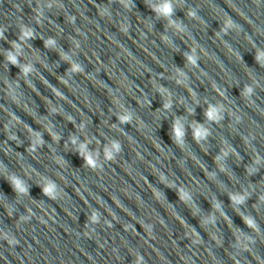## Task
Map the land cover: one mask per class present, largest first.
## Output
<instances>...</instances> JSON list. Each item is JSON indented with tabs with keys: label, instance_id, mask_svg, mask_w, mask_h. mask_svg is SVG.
Segmentation results:
<instances>
[{
	"label": "water",
	"instance_id": "95a60500",
	"mask_svg": "<svg viewBox=\"0 0 264 264\" xmlns=\"http://www.w3.org/2000/svg\"><path fill=\"white\" fill-rule=\"evenodd\" d=\"M162 2L0 0L5 36L0 39V264H135L137 254L145 264H264V204L258 203L264 193V0H173L171 19L182 22L185 32H177L153 11ZM48 3L53 7H45ZM38 5L43 8L40 24ZM189 9L198 20L187 16ZM228 19L234 27L225 34L221 29ZM22 28L34 29L35 39L21 41ZM50 37L56 45L45 48ZM13 41L21 44L20 63L32 64L66 100L56 98L35 73L28 79L36 91L27 86L21 69L6 60L7 52H15ZM193 47L199 69L186 60ZM64 54L83 66L84 75L68 72ZM181 71L198 103L176 83L184 79ZM57 77L68 80L69 87ZM8 85L19 105L6 94ZM213 85L223 91L225 107L242 120L236 123L226 114L221 125H208L212 136L201 146L193 140L191 124H204L207 105L221 102ZM246 85L254 88L251 102L241 95ZM161 87L171 93L170 111L163 109ZM188 109L194 112L189 115ZM9 113L22 123H8ZM123 114L131 115V123L119 122ZM178 117L185 128L183 150L173 138ZM26 127L44 140L32 153L27 149L35 137ZM46 127L59 135V142ZM249 134L255 139L246 148L241 137ZM12 135L18 139H9ZM72 136L78 138L76 145ZM85 140L89 151L100 153L102 172L90 170L80 156L78 145ZM113 140L120 142L121 151L109 162L104 148ZM221 140L241 157L229 155L222 161L227 174L214 162ZM253 151L261 164L249 175ZM193 158L217 172L215 182L203 179ZM12 176L27 187V195L13 189ZM49 184H54L55 199L43 193ZM181 187L192 197L188 206L175 196ZM243 189L252 195L240 211L256 219L259 234L233 211L228 198V192ZM213 198L222 202L231 227L222 219L216 227H201ZM93 210L102 214L101 222L88 225ZM105 220L113 226L108 228ZM193 229L200 244H193ZM5 236L18 243L9 245ZM238 238L251 251L237 247Z\"/></svg>",
	"mask_w": 264,
	"mask_h": 264
},
{
	"label": "clouds",
	"instance_id": "9594fccd",
	"mask_svg": "<svg viewBox=\"0 0 264 264\" xmlns=\"http://www.w3.org/2000/svg\"><path fill=\"white\" fill-rule=\"evenodd\" d=\"M120 2L124 3V0H120ZM57 6L62 7V5H57ZM45 7L50 9L53 7V5L52 3H48L45 5ZM152 9L154 12H156L158 16H162L168 19L169 26L175 28L177 32L186 31V26H184L182 22H178V21L171 19L175 11L173 0H163L161 4L153 5ZM35 12H36V22L37 24H40L43 18V8L38 5L37 8L35 9ZM187 16L190 19H194V20L199 19L194 9H189L187 12ZM73 22H74V18H73ZM232 27H234L233 22L231 21V19H228L225 23L224 28H222L221 31L226 34L227 30ZM217 35H219V33ZM0 39H5L3 29H0ZM19 39L21 41H26L27 39H35V30L32 28H22L21 36L19 37ZM162 39L166 42L168 40L166 36L162 37ZM55 45H56V40L54 38L50 37L44 41L45 48H52ZM12 47L15 49V52H12V51L7 52L6 60L12 65H15L21 69V73L23 77L25 78V83L27 84L28 87L32 88L33 91H36L35 86L31 82V80L28 79V76L30 73H35L40 78L41 83L45 85L46 87H48L56 98L61 99V100H66L65 95L59 90V88L54 85L49 84L48 81L44 79L43 76L38 72V70L32 66V64H21L20 63V61L17 59V56L21 54V44L13 41ZM76 47L78 48L79 45L76 44ZM62 59L69 63L70 67L68 69V72L70 74L84 75L83 66L80 63L72 61L69 54H64L62 56ZM257 59L260 60L261 57L258 56ZM186 60L193 68L199 69V64L197 63L198 57L196 55L195 47H193L191 52L186 55ZM179 74L184 79H178L176 80V83L178 85L184 86L186 91L189 93V96L193 98L194 102L198 103V101L195 100L194 90L184 83V81L188 79L187 75L182 71ZM56 79L59 84H62L65 87H69L68 80L64 79L63 77H57ZM16 88H19L18 82L16 83ZM213 90L216 92L218 96L221 97V102L217 104L209 103L207 105L206 109L204 110V118H205L204 124H201L196 121H193L191 124L193 140L195 141L197 145L203 146V144L208 141V138L212 136V129L208 125H211V124H214L217 126L221 125L222 121L225 119L226 114L231 116L235 120L236 123H240L242 120V118L236 115L235 112L229 111V109L225 107V104L223 103V100H224L223 91L219 89L218 87H216L215 85H213ZM159 91L165 97L164 103H163V109L165 111H170L173 107L171 93H169L167 89L163 87L159 88ZM6 94L12 100L13 103H17L19 105L18 95L13 90L11 85H8ZM253 94H254V88L252 85H246L243 89V92L241 93L243 98L249 102H251V97L253 96ZM182 102L183 101H181V103ZM52 111L56 114H59L57 113L56 109H52ZM188 112H189V115H191L194 112V109H188ZM8 115H9L8 123L12 124L13 126L16 124L22 123V121L14 113H9ZM68 119L69 121H71L72 117L69 116ZM118 119L121 124H129L131 123L132 117L130 114H123V115H118ZM82 127L83 125H81V128ZM6 130H7V126H6ZM26 130L29 132L30 136L35 137V139L28 146V149H27V151L32 153V152H35L36 146L38 144L39 145L44 144V140L41 138V133L34 132L30 127H26ZM45 130L49 133V135L51 136L54 142H59L60 140L59 135L53 132L51 127H46ZM172 131H173V138H174L175 143L183 150L185 128H184L183 120L181 118L178 117L174 120L173 125H172ZM9 139L17 140L18 138L16 135H12L9 137ZM241 139L245 147L249 148L250 140L255 139V137L249 134V137L242 136ZM70 141L73 145H76L78 142V138L76 136H72L70 137ZM89 143L90 141L88 140H85V142L83 143H79L77 150L80 156L83 158L85 165L90 170L94 172L96 171L102 172L103 166L98 163L100 153L98 151H95V152L89 151L88 149ZM120 151H121L120 142L117 140H113L110 146H106L104 148V159L109 162H114L116 154H118ZM229 155L234 156L237 160L241 159L239 152L234 147H232L228 143L227 140H221L219 152L214 157V162L216 163L219 172H223L227 174L228 169L225 166V164L222 163V161H224ZM193 159H194L195 164L201 169L203 173V177H204L203 179L211 180L215 182L217 179V172L215 171L209 172L207 168H205V166L202 163H200L199 160H195V158ZM251 160H252V164L246 168V171L249 175L257 172L259 168L256 166L261 164V157L255 151H253ZM10 180H11L13 189L18 194H24V195L28 194L27 187L23 184V182L19 178L12 176ZM145 181L147 183V178H145ZM196 184L198 185L197 182ZM42 190L45 196H48L51 199H55V196L53 194L54 184L46 185L43 187ZM251 195H252V192L246 189H243L240 192H228V198L231 201V206L233 208V211L236 212L240 216V218L244 221V223L248 226V228L252 229L254 232L259 234L260 229H259V225L256 219L251 214L242 213L239 208V206L246 204V201L251 197ZM175 196L181 203H184L185 206H188L189 202L192 200V197L184 190L183 187H181L178 190V192L175 193ZM114 202L117 204V206H120L118 201H114ZM258 203L264 204V193H262L258 197ZM210 205H211V211L209 212L207 219L201 221V227H204L207 224H211L213 227H216L218 220H221V219L225 222L226 226L231 227L232 220L227 215V213L224 211L222 207V202L219 201L218 199L213 198V200L210 201ZM217 213L219 214V216H217ZM109 215L112 217V220H116V216L111 211H109ZM101 216L102 214L98 210H93L90 217L88 218V225L99 224L101 222ZM174 218L181 225L185 224V221L180 216L174 215ZM24 219H27V217H25ZM161 223L163 222L161 221ZM104 224L108 228H111L113 226L109 220H105ZM126 227H130V226H126ZM192 235L195 237V239L193 240V244H200L202 242L201 237L199 236L198 233L195 232L194 229L192 230ZM5 239H8L7 236H5ZM211 239H213L217 243V245H220V240L215 234L211 235ZM245 239H247L250 244L255 243V240L250 236L245 237ZM8 243L9 245H14V244H17L18 241H16L15 239H8ZM236 246L239 247L242 251H251V249L249 248L247 244H243V245L240 244L239 238H238ZM135 264H145L144 257L137 254ZM236 264H239V262L237 261Z\"/></svg>",
	"mask_w": 264,
	"mask_h": 264
}]
</instances>
